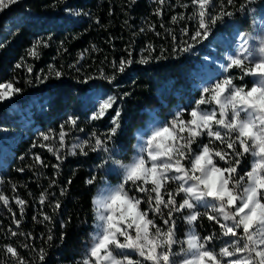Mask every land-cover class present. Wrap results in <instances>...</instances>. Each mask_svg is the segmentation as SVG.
<instances>
[{"label": "trees", "instance_id": "obj_1", "mask_svg": "<svg viewBox=\"0 0 264 264\" xmlns=\"http://www.w3.org/2000/svg\"><path fill=\"white\" fill-rule=\"evenodd\" d=\"M219 2L216 0V9ZM242 2L236 0V6ZM226 7L234 15L217 23L209 38L196 43L189 52L173 49L193 43L190 37L197 21L187 18L193 12L191 0H164L163 4L158 0H19L0 13V83L13 82L22 89L17 98L0 102V179L4 181L0 192L9 197L11 209L0 202V264H16L4 251L7 244L17 247L20 255L36 264H77L82 259L94 231L92 200L102 184L100 178L117 184L122 179L119 173L108 171L109 167L114 169L111 160L103 168L97 167L106 159V153L89 150L83 155L77 150L71 154L73 144L89 139L93 131L106 133L112 126L114 110L100 120H90L96 107L92 97L117 98L114 109L121 110V127L109 147L114 145V160L129 162L135 132L151 117L166 119L172 111L183 109L184 119L190 118L188 113L202 89L196 84V75L204 64L213 68L220 79L227 74L240 76L239 69L225 73L221 65L227 63V53L235 52L234 35L250 31L253 20L259 23L264 19V0H255L243 12L232 5ZM66 9L82 14H70ZM41 39L47 46L37 49L38 56L28 55ZM149 45L153 49L150 54ZM162 51L163 57L156 59ZM129 53L134 63L123 73L117 72L115 80L104 79L116 72L113 62L129 58ZM149 55L147 63H139L142 56ZM50 69L63 75L57 78ZM235 82L250 87L253 79L245 77ZM70 116L77 118V126H65L68 135L65 147L60 149L63 159L57 160L40 146L49 142L39 133L52 130L58 136L60 126ZM201 139L207 143L206 137ZM51 143L59 147L58 139ZM36 155L46 166L35 162ZM250 162L251 157L244 160L245 170ZM21 168L24 171H18ZM93 175L96 182L86 183ZM61 189L65 190L63 194ZM45 191L48 199L41 204L40 194ZM16 195L27 202L22 216L20 206L12 199ZM57 200L60 207L53 211ZM45 215L51 220H45ZM16 220L20 221L19 227ZM157 223L163 224L159 219ZM196 230L202 236L218 235L220 231L206 217L198 221ZM12 231L21 235L13 237ZM187 231L188 225L177 216V237L183 239ZM49 235L53 237L51 241ZM23 244L29 248L21 247ZM220 246L221 241H215L217 250ZM40 248L47 252L43 262L37 259Z\"/></svg>", "mask_w": 264, "mask_h": 264}, {"label": "snow or ice", "instance_id": "obj_2", "mask_svg": "<svg viewBox=\"0 0 264 264\" xmlns=\"http://www.w3.org/2000/svg\"><path fill=\"white\" fill-rule=\"evenodd\" d=\"M18 2L0 0V13ZM254 2L244 0L237 7L236 0H226L227 5L241 12ZM158 3L163 4L164 0ZM226 4L225 0H220L216 9V0H191L193 12L187 18L197 21L190 37L193 43L174 48L173 52H189L196 43L207 40L217 23L234 15ZM66 11L82 14L72 9ZM156 11L160 14L159 8ZM172 19L175 22L177 17ZM257 23L253 20L254 31ZM183 31L188 34L187 29ZM41 45L47 46L42 39L36 41L28 55L38 56L37 49ZM152 50L149 45V54ZM162 57L163 51L156 59ZM225 58L227 63L221 65L224 72L239 69L240 76L227 74L203 86L200 98L188 113L189 119H184V110L180 109L170 121H157L147 133L141 132L136 154L127 163L114 160V145L109 147L121 127V110L114 109L117 98L113 95L92 97L96 107L90 120H100L109 110H114L112 126L106 133L93 131L89 139L73 144L71 154L75 155L77 150L83 155L89 150L106 153V159L97 167L103 168L111 160L119 166L122 179L112 185L106 178H100L102 184L92 200L91 243L77 264H264V19L259 21V31L255 34L239 32L236 51L227 53ZM149 59L150 55L142 56L139 63H147ZM133 63L129 53V58L113 62L116 70L113 75L103 78L111 82L117 72L123 73ZM31 70L29 67L28 71ZM50 70L57 78L63 75ZM245 77L253 79L250 87L235 82ZM21 91L13 82L0 83V101ZM66 125L75 128L77 118L70 116L60 126L58 136L52 130L39 133L49 142L40 146L46 147L57 160L63 159L60 149L65 147ZM202 137L207 138V143ZM55 139L59 141L58 148L51 143ZM249 157L250 167L245 170L243 162ZM34 160L46 166L39 155ZM53 167L59 168V165ZM96 179L93 175L86 183L94 184ZM3 182L0 179V183ZM15 187L13 185V190ZM64 191L61 189V194ZM12 199L20 206L22 216L27 202L18 195ZM47 199L48 193L42 192L40 203L44 204ZM0 202L6 207L10 205L9 197L3 192H0ZM52 207L53 211L59 209L60 202L57 200ZM201 207L205 211H200ZM177 216L188 225L183 239L177 237ZM205 217L219 226L218 235L202 236L196 230L198 221ZM44 219L51 220V217L45 215ZM157 219L163 224H158ZM15 223L19 227L20 221ZM10 235L15 237L21 233L12 231ZM52 239L49 235L48 241ZM217 240L222 245L218 250ZM21 247L29 248V245ZM4 251L16 264H36L35 260L20 255L11 244L5 245ZM46 256V250L40 248L38 261H45Z\"/></svg>", "mask_w": 264, "mask_h": 264}, {"label": "rangeland", "instance_id": "obj_3", "mask_svg": "<svg viewBox=\"0 0 264 264\" xmlns=\"http://www.w3.org/2000/svg\"><path fill=\"white\" fill-rule=\"evenodd\" d=\"M258 31H259V23H257V26H256L255 31H254V28H252L250 31H247V32H253V34H255V33L258 32ZM237 35H238V34H235V35H234L235 40H237ZM252 43L255 45V44H257V41H252ZM236 48H237V42L234 43V50H235V51H236ZM210 62H211V61H210ZM214 64H215V63H214ZM217 76H218V73H216V72L214 71L213 68L209 67L207 64H204V65L201 67V71L196 75V84H197L198 87L202 88L203 86H205V85H206L207 83H209V82L214 83L216 80H219L220 78H218ZM18 96H19V93L16 94V95H14V96H12L10 99L4 100V101H0V102H5V101H8V100H12V99H14V98H17ZM28 105H29V104H27V106H28ZM14 106H15V109L19 111L18 106H17L16 104H15ZM176 111H177V110L172 111V112H173L172 116H171V117H168V118H166V119H160V118H158V117H156V116L151 117V118L146 122V124H145L144 127L139 128V129L135 132L136 140H135V143H134V152H133V154H132L131 159L133 158V156L136 154V151H137L138 135H139L141 132L147 133V132L150 130V128H151L152 126L155 125V123H156L157 121L162 122V123H166V122L170 121V120L173 118V116L175 115ZM110 166H113L114 169H112L111 167H109V170H108L109 172H117V173H119V174L121 175V177H122V173H121V170H120V168H119L118 165H116V164H114V163H111ZM107 181H108L110 184H112V185H116V184H117V183H112V182L109 181V180H107Z\"/></svg>", "mask_w": 264, "mask_h": 264}]
</instances>
